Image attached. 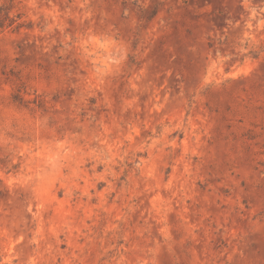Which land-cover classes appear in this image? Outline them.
<instances>
[{
  "label": "rangeland",
  "instance_id": "374dc122",
  "mask_svg": "<svg viewBox=\"0 0 264 264\" xmlns=\"http://www.w3.org/2000/svg\"><path fill=\"white\" fill-rule=\"evenodd\" d=\"M0 7V264H264V0Z\"/></svg>",
  "mask_w": 264,
  "mask_h": 264
},
{
  "label": "trees",
  "instance_id": "16d2710c",
  "mask_svg": "<svg viewBox=\"0 0 264 264\" xmlns=\"http://www.w3.org/2000/svg\"><path fill=\"white\" fill-rule=\"evenodd\" d=\"M2 9V7H0V10ZM3 17L0 16V27L3 26Z\"/></svg>",
  "mask_w": 264,
  "mask_h": 264
}]
</instances>
